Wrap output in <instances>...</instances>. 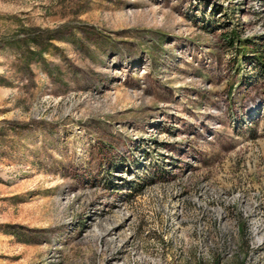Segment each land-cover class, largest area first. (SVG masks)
Here are the masks:
<instances>
[{"label": "rangeland", "instance_id": "374dc122", "mask_svg": "<svg viewBox=\"0 0 264 264\" xmlns=\"http://www.w3.org/2000/svg\"><path fill=\"white\" fill-rule=\"evenodd\" d=\"M264 0H0V264H264Z\"/></svg>", "mask_w": 264, "mask_h": 264}, {"label": "trees", "instance_id": "16d2710c", "mask_svg": "<svg viewBox=\"0 0 264 264\" xmlns=\"http://www.w3.org/2000/svg\"><path fill=\"white\" fill-rule=\"evenodd\" d=\"M261 58H263V59H264V56H261Z\"/></svg>", "mask_w": 264, "mask_h": 264}]
</instances>
